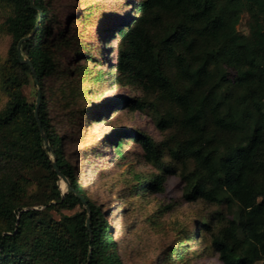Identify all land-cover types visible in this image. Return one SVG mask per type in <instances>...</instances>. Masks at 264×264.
Returning a JSON list of instances; mask_svg holds the SVG:
<instances>
[{
  "label": "trees",
  "instance_id": "16d2710c",
  "mask_svg": "<svg viewBox=\"0 0 264 264\" xmlns=\"http://www.w3.org/2000/svg\"><path fill=\"white\" fill-rule=\"evenodd\" d=\"M76 1L66 17L61 0H34L35 9L30 0H0L11 38L0 68L6 97L0 109V264H123L113 228L83 195L43 93L44 78L62 73L66 51L76 52L69 69L78 64L85 74L87 60L101 66L81 54L88 49L81 42L84 25L94 11ZM125 7L124 21L107 22L104 39L116 45L108 78L97 70L90 81H109L127 94L97 113L79 111V117L97 122L117 111L145 116L160 141L141 126L116 128L104 141L116 148L119 161L126 159L123 143L132 142L151 170L129 168L128 197L164 194L165 174L174 165L182 198L214 208L202 228L210 232L211 223L217 225L211 247L218 261L264 264V0H128ZM243 13L247 34L237 30ZM36 25L19 55L18 43ZM34 76L47 148L35 101L23 94L29 84L37 86ZM60 176L68 186L64 193ZM75 207L80 211L62 213Z\"/></svg>",
  "mask_w": 264,
  "mask_h": 264
},
{
  "label": "rangeland",
  "instance_id": "374dc122",
  "mask_svg": "<svg viewBox=\"0 0 264 264\" xmlns=\"http://www.w3.org/2000/svg\"><path fill=\"white\" fill-rule=\"evenodd\" d=\"M77 1L82 8L91 7L94 11L84 25L81 42L88 49L81 54L94 60L98 58L101 66L87 60L82 61L87 68L85 74L76 69L78 64L69 69L67 64L76 52L66 51L61 57L62 73L44 78L43 93L48 100L55 132L63 138V150L75 167L84 197L101 210L107 224L113 228L119 243L116 250L123 264H221L211 247L212 233L217 232V225L211 223L210 232L202 228L203 218H212L214 208L200 201L189 203L182 198L179 168L172 165V172L165 174L164 194L128 197L127 191L132 186L129 168L134 172L151 170L141 160L132 142L123 143L120 150L126 159L119 161L116 148L106 145L104 141L111 137L116 128L136 126L145 128L155 140L160 141L162 137L150 125V121L141 113L126 111H117L97 122L88 121L85 116L79 117V111L94 109L97 113L103 110V106H109L127 94L126 88L110 85L109 81L94 84L90 80L97 70L108 78L105 74L111 70L112 52L116 45L104 39L109 28L107 22L119 24L120 20L127 18L129 9L125 7L128 0ZM61 4L68 5L64 7L68 11L66 17L75 12V0H61ZM98 6L103 8L97 10ZM4 16L0 8V68L11 43L10 36L2 26ZM248 21V15L243 13L237 26L240 33H248ZM102 23L105 32L98 35V27ZM70 70L74 71L73 76H69ZM109 75L112 76V71ZM90 88L91 94L88 93ZM37 91L38 87L31 83L23 89V94L34 102ZM5 102L6 97L0 90V109ZM164 160L169 162L167 156ZM67 188L66 182L60 180L61 191L66 192ZM79 211L75 207L62 213L72 215ZM53 215L58 216L56 213ZM123 223L132 227H122Z\"/></svg>",
  "mask_w": 264,
  "mask_h": 264
},
{
  "label": "water",
  "instance_id": "95a60500",
  "mask_svg": "<svg viewBox=\"0 0 264 264\" xmlns=\"http://www.w3.org/2000/svg\"><path fill=\"white\" fill-rule=\"evenodd\" d=\"M30 5H31V7H32L33 9H35V6H34V0H30ZM38 14H39V19H38V21H40V18H41L40 15H41V13H40L39 10H38ZM36 28H37V25L35 26V29H34V31L31 33V35H29V36L26 37V38L21 39L20 42L18 43L17 48H18V53H19V55H20V45H21V43H23V42H25V41H28V40L34 35V33H35V31H36ZM21 63H22V64H27V65L31 66V64L29 63V61H28L27 59H23V60H21ZM34 78H35V83H36V85H37V87H38L39 84H38L37 78H36L35 76H34ZM40 96H41V91H40V88L38 87L37 97H36V101H35L34 116H35V120H36V122H37V126H38V129H39V132H40V136H41L42 140L44 141V145H45V147L47 148V147H48L47 137H46L45 132H44V130L42 129L41 124H40L39 119H38V109H39V105H40ZM52 162H53V168L55 169L56 172H58V171H57V167H56V164H55V160H54V158H53V161H52ZM60 179L63 180L64 182H66L65 179H64L62 176H60ZM81 199H82L83 203L85 204V201L83 200V198H81ZM86 227H89V218L86 220ZM89 259H90V254H89V256H88V261H89Z\"/></svg>",
  "mask_w": 264,
  "mask_h": 264
}]
</instances>
